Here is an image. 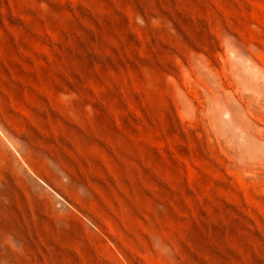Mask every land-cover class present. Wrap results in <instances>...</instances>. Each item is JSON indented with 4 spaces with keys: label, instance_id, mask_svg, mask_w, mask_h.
I'll return each instance as SVG.
<instances>
[{
    "label": "rangeland",
    "instance_id": "obj_1",
    "mask_svg": "<svg viewBox=\"0 0 264 264\" xmlns=\"http://www.w3.org/2000/svg\"><path fill=\"white\" fill-rule=\"evenodd\" d=\"M0 264H264V0H0Z\"/></svg>",
    "mask_w": 264,
    "mask_h": 264
},
{
    "label": "bare ground",
    "instance_id": "obj_2",
    "mask_svg": "<svg viewBox=\"0 0 264 264\" xmlns=\"http://www.w3.org/2000/svg\"><path fill=\"white\" fill-rule=\"evenodd\" d=\"M2 18V17H1ZM15 20H17V19H15ZM227 60V64H229L230 66H231V61H230V59H226ZM207 65V64H206ZM225 69V68H224ZM223 69V70H224ZM232 74V73H231ZM225 77H227L228 78V76L226 75ZM221 78H222V76H221ZM221 81H219V83H221L222 84V86L224 85V83H223V80L222 79H220ZM234 80V83L236 84V86H237V89L234 91V93H233V95H232V97L234 98V97H237V95H239L240 97H242V94H243V84L238 80V79H236V78H234L233 79ZM234 83H232V84H234ZM224 94H225V96H226V99H227V101H230L231 100V98L229 97V96H227L226 95V93L224 92Z\"/></svg>",
    "mask_w": 264,
    "mask_h": 264
}]
</instances>
